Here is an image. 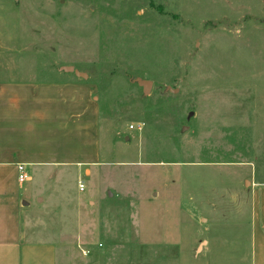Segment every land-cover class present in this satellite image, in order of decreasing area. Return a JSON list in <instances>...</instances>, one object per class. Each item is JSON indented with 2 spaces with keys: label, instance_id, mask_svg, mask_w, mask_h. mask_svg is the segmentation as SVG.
<instances>
[{
  "label": "rangeland",
  "instance_id": "rangeland-1",
  "mask_svg": "<svg viewBox=\"0 0 264 264\" xmlns=\"http://www.w3.org/2000/svg\"><path fill=\"white\" fill-rule=\"evenodd\" d=\"M5 77L94 85L91 173L26 166L21 184L23 217L55 243L56 264L249 262L246 192L264 184V0H0ZM136 78L152 81L148 93ZM80 144L73 157H89Z\"/></svg>",
  "mask_w": 264,
  "mask_h": 264
},
{
  "label": "crops",
  "instance_id": "crops-1",
  "mask_svg": "<svg viewBox=\"0 0 264 264\" xmlns=\"http://www.w3.org/2000/svg\"><path fill=\"white\" fill-rule=\"evenodd\" d=\"M93 90L91 82L76 77L59 82L0 78V264H56L63 258L54 242L33 238L35 225L28 228L35 219L28 223L23 217L28 204L21 192L18 164L76 165L89 175L100 157L98 140L89 152L94 143L90 137L99 139L101 129ZM76 138H81L89 157H73ZM246 193L254 209L247 264H264V184L253 183Z\"/></svg>",
  "mask_w": 264,
  "mask_h": 264
},
{
  "label": "water",
  "instance_id": "water-1",
  "mask_svg": "<svg viewBox=\"0 0 264 264\" xmlns=\"http://www.w3.org/2000/svg\"><path fill=\"white\" fill-rule=\"evenodd\" d=\"M63 69L68 72H74L77 76L87 78L88 74L85 72H82L78 69H75L73 66H64ZM139 85H141L144 89V93H148L151 86H152V81L151 80H145L142 78H136L135 79Z\"/></svg>",
  "mask_w": 264,
  "mask_h": 264
},
{
  "label": "built area",
  "instance_id": "built-area-1",
  "mask_svg": "<svg viewBox=\"0 0 264 264\" xmlns=\"http://www.w3.org/2000/svg\"><path fill=\"white\" fill-rule=\"evenodd\" d=\"M30 175L27 172L26 165L24 163L18 164V179L20 182H25L29 180ZM84 188V184L80 182V189L82 190Z\"/></svg>",
  "mask_w": 264,
  "mask_h": 264
}]
</instances>
